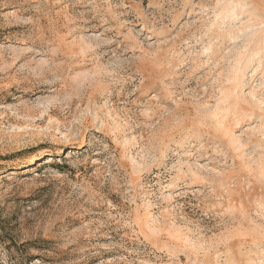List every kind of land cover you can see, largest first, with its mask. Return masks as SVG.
<instances>
[{"label":"rangeland","instance_id":"374dc122","mask_svg":"<svg viewBox=\"0 0 264 264\" xmlns=\"http://www.w3.org/2000/svg\"><path fill=\"white\" fill-rule=\"evenodd\" d=\"M0 264H264V0H0Z\"/></svg>","mask_w":264,"mask_h":264}]
</instances>
